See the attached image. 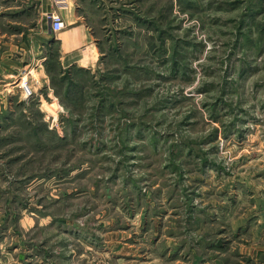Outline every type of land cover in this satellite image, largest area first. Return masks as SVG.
<instances>
[{
  "label": "rangeland",
  "instance_id": "1",
  "mask_svg": "<svg viewBox=\"0 0 264 264\" xmlns=\"http://www.w3.org/2000/svg\"><path fill=\"white\" fill-rule=\"evenodd\" d=\"M80 6L95 64L0 69V228L33 264H264V0Z\"/></svg>",
  "mask_w": 264,
  "mask_h": 264
},
{
  "label": "crops",
  "instance_id": "2",
  "mask_svg": "<svg viewBox=\"0 0 264 264\" xmlns=\"http://www.w3.org/2000/svg\"><path fill=\"white\" fill-rule=\"evenodd\" d=\"M55 9L62 16L63 28L53 32L47 13ZM30 22L38 25L17 31L8 29V24ZM0 23L5 25L0 28V69L17 72L30 68V76L36 71L42 83L46 80L45 46L52 43H57L61 64L90 67L96 62L98 50L94 33L88 26V14L81 8L80 0H61L59 4L55 0H0ZM34 82L35 87L41 86ZM16 237L10 227L0 228V264H33Z\"/></svg>",
  "mask_w": 264,
  "mask_h": 264
},
{
  "label": "built area",
  "instance_id": "3",
  "mask_svg": "<svg viewBox=\"0 0 264 264\" xmlns=\"http://www.w3.org/2000/svg\"><path fill=\"white\" fill-rule=\"evenodd\" d=\"M55 2L59 4L61 0H55ZM47 17L50 22L49 25H50L51 31L56 32L63 27V19L58 10L55 9L53 11L48 12ZM21 88L23 89L25 96H29L32 94V90L30 89L29 85L26 84L25 82H22Z\"/></svg>",
  "mask_w": 264,
  "mask_h": 264
},
{
  "label": "bare ground",
  "instance_id": "4",
  "mask_svg": "<svg viewBox=\"0 0 264 264\" xmlns=\"http://www.w3.org/2000/svg\"><path fill=\"white\" fill-rule=\"evenodd\" d=\"M31 75H32V74H31ZM34 76H35V75H34ZM30 77H31V76H30ZM19 81H20V80H19ZM19 81H18V82H19ZM20 82H21V81H20ZM20 84H21V83H18L17 87H18V86L22 87ZM31 90H32V89H31ZM32 92H33V90H32Z\"/></svg>",
  "mask_w": 264,
  "mask_h": 264
}]
</instances>
